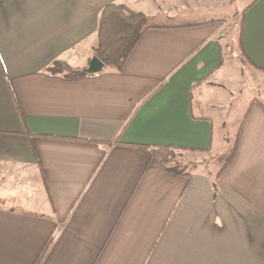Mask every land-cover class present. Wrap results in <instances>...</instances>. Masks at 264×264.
<instances>
[{"label": "crops", "instance_id": "crops-1", "mask_svg": "<svg viewBox=\"0 0 264 264\" xmlns=\"http://www.w3.org/2000/svg\"><path fill=\"white\" fill-rule=\"evenodd\" d=\"M114 4L157 27L123 70L48 73L88 68ZM231 4L0 0V264H264V0L243 8V99L211 18Z\"/></svg>", "mask_w": 264, "mask_h": 264}, {"label": "trees", "instance_id": "trees-1", "mask_svg": "<svg viewBox=\"0 0 264 264\" xmlns=\"http://www.w3.org/2000/svg\"><path fill=\"white\" fill-rule=\"evenodd\" d=\"M152 28L157 27L151 25L144 15L131 12L122 5H109L103 9L99 18L94 56L104 64V67L121 72L132 50L145 32ZM47 72L52 75H61L66 79L86 76L83 71L63 61L52 63L47 68ZM222 159L224 164L221 170L231 161L232 153ZM165 170L170 171L166 168Z\"/></svg>", "mask_w": 264, "mask_h": 264}, {"label": "rangeland", "instance_id": "rangeland-1", "mask_svg": "<svg viewBox=\"0 0 264 264\" xmlns=\"http://www.w3.org/2000/svg\"><path fill=\"white\" fill-rule=\"evenodd\" d=\"M250 2L251 0H232V4L227 5L224 11L220 10L217 14L211 17L213 19L222 18L225 21L227 28L223 40V45L226 48L225 59L230 65H233L235 68L234 70L241 75L240 85L242 86V91L240 92L236 89L235 94L242 99L253 95L258 97V92L260 91L258 88L253 89L251 83L252 79L250 77L252 72L242 61H240L238 52V37L240 36L243 8ZM192 158V160L197 163L196 161L200 157L197 158V156H192ZM173 160L177 163L182 162V160L186 163H190V161L187 162L185 159H180L178 157H175ZM194 162L193 164H188L186 169H181L177 164L173 170L177 172H181V170H187L189 172L192 170H202L201 172L204 171L208 176H213L215 171L223 164V159L219 158V156H212L210 158H204L202 161L200 159V164H194Z\"/></svg>", "mask_w": 264, "mask_h": 264}, {"label": "water", "instance_id": "water-1", "mask_svg": "<svg viewBox=\"0 0 264 264\" xmlns=\"http://www.w3.org/2000/svg\"><path fill=\"white\" fill-rule=\"evenodd\" d=\"M104 68V64L99 61L98 58L93 57L88 65V68L85 69L83 72L86 75H94L100 73Z\"/></svg>", "mask_w": 264, "mask_h": 264}]
</instances>
